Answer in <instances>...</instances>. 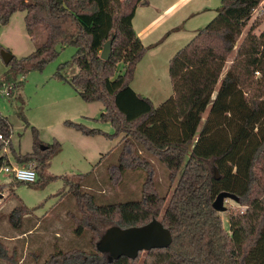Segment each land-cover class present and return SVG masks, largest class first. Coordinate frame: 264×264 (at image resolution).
<instances>
[{
	"label": "trees",
	"instance_id": "obj_1",
	"mask_svg": "<svg viewBox=\"0 0 264 264\" xmlns=\"http://www.w3.org/2000/svg\"><path fill=\"white\" fill-rule=\"evenodd\" d=\"M261 1L222 0L217 15L170 60L173 94L155 107L153 100L131 85L148 49L134 29L133 18L147 0H0V23L5 25L15 12L24 11L27 31L37 39L31 54L14 56L1 85L19 87L18 74L42 69L65 47L74 46V56L59 66L55 76L68 82L84 101L102 102L105 110L99 119L111 122L116 132L71 120L65 123L85 135H121L116 148L102 154L92 171L80 174L78 181L65 178L70 196L61 202L74 199L75 211L67 210L75 225L73 233L81 237L90 231L92 249H59L35 264H136L140 255L110 262L96 243L110 226H140L154 218L171 230L173 242L143 251L142 264H264V182L256 173L264 169V30L260 34L254 33L255 26L249 30L225 71ZM112 37L111 54L105 60L101 51ZM120 64L123 72L118 70ZM72 67L78 71L65 75L64 70ZM16 112L30 126L25 112L21 108ZM31 128L33 151L11 150L18 163L37 162L40 178L33 184L42 187L51 179H45L44 171L62 144L54 139L42 149L45 142L39 130ZM12 134L13 125L0 112L4 138L0 139V166L11 164L1 150L6 140L12 146ZM112 153L115 163L109 167L120 176L127 170L145 173L139 200L99 203L97 195L86 190L85 179L92 178ZM155 161L164 168L170 195L160 190ZM222 191L235 194L238 203L247 207L230 214L229 232L213 208ZM32 213V208L19 202L8 219L21 230ZM0 264L29 263L0 239Z\"/></svg>",
	"mask_w": 264,
	"mask_h": 264
},
{
	"label": "rangeland",
	"instance_id": "obj_2",
	"mask_svg": "<svg viewBox=\"0 0 264 264\" xmlns=\"http://www.w3.org/2000/svg\"><path fill=\"white\" fill-rule=\"evenodd\" d=\"M149 1H151L150 4L142 8L155 15V10L158 11V9H155L153 5L158 3L163 5L165 0ZM198 1L209 3L210 11L205 13L207 15L197 16L191 22L186 21L183 26L186 30L180 32L179 35L170 31L166 32L167 30L162 32L157 42L147 46L145 61L137 72L136 78L131 82L133 87L146 92L144 93L153 100L155 107H159L173 94L169 73L170 60L194 37L191 29L205 27L217 15V10L222 7V0ZM148 16L150 15L144 16V19ZM24 18L25 12L17 11L7 24L0 23V112L7 116L13 125L12 146L9 143L5 144L1 153L14 165L33 168L37 172L36 181H38L40 177L39 169L36 168L37 162L18 163L11 149L22 154L33 151L32 126L39 130L40 139L45 142L44 145L57 139L62 144V149L52 157L50 165L45 169V179L49 177L51 179L42 187H35L33 183L19 184L13 175L0 174V188L4 187L3 191L0 190V239L10 246L11 250L18 251L22 262L35 264L37 259L42 263L51 257V253L59 249L66 251L78 246L88 251L92 249L90 231H86L81 237L73 233L75 225L67 215V210L75 211L76 206L74 199L67 202L70 194H66L69 187L65 183V178L78 181L80 174L92 171L101 154L116 148L121 135L113 138H108L103 134L85 135L65 123L71 120L90 129H101L109 134L116 132L111 122L99 119L105 110L102 102L84 101L68 82L55 76L59 66L74 56L76 52L74 46L65 47L42 69H34L26 75L18 74L17 81L22 80V82L19 87L13 86L7 95L8 88L1 85V82L9 66L3 60L2 51L8 50L17 58H21L31 54L37 47V39L28 33ZM253 26H255L254 33L260 34L264 30V15H252L235 50L228 58L225 71L236 57L241 42ZM40 39L42 41L44 37ZM118 70L123 72L121 64ZM77 71V68L72 67L64 70V73L71 77ZM20 108L25 112L30 126H27L16 112ZM113 157V153L105 157L103 165L98 167L96 174L90 179H85L89 186H86V190L94 192L99 203L139 200L145 173L142 170H127L120 176L109 167L115 163ZM156 167L160 190L170 195L172 188L166 180L164 168L157 162ZM261 168H264V163ZM256 173L258 178L264 182V169H257ZM261 187L262 185L258 186L259 191ZM10 189L14 191V194ZM62 198L67 200L65 204H62ZM19 202L33 209L32 216L27 217L21 230L12 226L8 219L9 213ZM225 205L228 209L226 212H220V215L224 228L229 232L230 214L244 212L247 207L231 199L226 200ZM91 225L94 226L93 223ZM145 257V252H142L136 264H142Z\"/></svg>",
	"mask_w": 264,
	"mask_h": 264
},
{
	"label": "water",
	"instance_id": "obj_3",
	"mask_svg": "<svg viewBox=\"0 0 264 264\" xmlns=\"http://www.w3.org/2000/svg\"><path fill=\"white\" fill-rule=\"evenodd\" d=\"M113 37L103 46L101 57L108 60L112 50ZM2 57L6 64H9L13 58L8 50L2 51ZM47 148L46 145L41 146ZM217 176L218 171L216 170ZM231 199L239 202V197L235 194L222 191L213 202V208L218 212H226L228 207L225 205L226 200ZM173 242V235L169 228L165 227L160 219L154 218L150 222L140 225L122 228L117 225L108 227L96 243L97 249L108 255L111 262L122 256L132 259L137 258L141 252L150 251L156 248H166Z\"/></svg>",
	"mask_w": 264,
	"mask_h": 264
},
{
	"label": "crops",
	"instance_id": "obj_4",
	"mask_svg": "<svg viewBox=\"0 0 264 264\" xmlns=\"http://www.w3.org/2000/svg\"><path fill=\"white\" fill-rule=\"evenodd\" d=\"M150 2L151 1L148 0L147 4L142 3L137 8L135 17L133 18L134 29L146 46H150L151 44L157 42L156 40L161 37V33L166 30V32L170 31L174 34L179 35L180 32L186 30L185 27H183L186 21L191 22L196 19L197 16L203 15L210 11V5L208 2H202L198 0H165L163 2V5H160L159 3L153 5L155 9H158V11L155 10L156 14L154 15V13L149 12V10H145L144 8H142L145 7V5H149ZM147 15L150 16L144 19V16ZM213 16H215V14ZM201 17L203 18V16ZM163 27L165 28L163 29ZM191 30L193 31L195 36L199 29L193 28ZM144 61L145 56L138 63L135 76H137V72L140 70L141 65H143ZM133 88L139 94L146 96L145 91H142L141 89L136 87Z\"/></svg>",
	"mask_w": 264,
	"mask_h": 264
},
{
	"label": "built area",
	"instance_id": "obj_5",
	"mask_svg": "<svg viewBox=\"0 0 264 264\" xmlns=\"http://www.w3.org/2000/svg\"><path fill=\"white\" fill-rule=\"evenodd\" d=\"M254 14L264 15V0H262L259 3V5L256 7V9L254 10ZM5 88H8L6 91L8 95L12 87L11 85H9V86H6ZM0 139L1 140L4 139L2 135H0ZM8 143H9V140H6L5 144H8ZM1 173L11 174L18 181L25 182V183H33L37 180V172L33 168L27 167V166L14 165L12 163L9 165L0 166V174Z\"/></svg>",
	"mask_w": 264,
	"mask_h": 264
}]
</instances>
